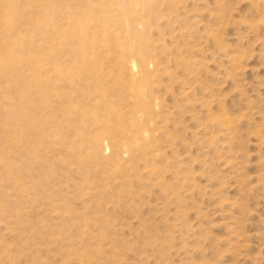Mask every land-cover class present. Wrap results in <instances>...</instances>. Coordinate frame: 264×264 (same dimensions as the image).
Masks as SVG:
<instances>
[{
  "label": "rangeland",
  "instance_id": "obj_1",
  "mask_svg": "<svg viewBox=\"0 0 264 264\" xmlns=\"http://www.w3.org/2000/svg\"><path fill=\"white\" fill-rule=\"evenodd\" d=\"M120 1L0 0V264H264V0Z\"/></svg>",
  "mask_w": 264,
  "mask_h": 264
},
{
  "label": "bare ground",
  "instance_id": "obj_2",
  "mask_svg": "<svg viewBox=\"0 0 264 264\" xmlns=\"http://www.w3.org/2000/svg\"><path fill=\"white\" fill-rule=\"evenodd\" d=\"M129 0H121L120 2L122 3L123 6V10L130 16V22H131V26L133 28V24L132 21L134 20V16H133V12H131V9L129 8V6L127 5V3ZM133 1V3H135L136 5H141L143 2H145V0H130ZM130 4V3H129ZM135 9V8H134ZM135 15V14H134ZM134 31V30H133ZM138 65L140 67V69L142 70V72L146 71V64L144 62V58L142 55H138ZM133 66H135V63L132 61L131 63ZM129 66V65H128ZM121 68V67H120ZM132 71V70H130ZM129 72V71H128Z\"/></svg>",
  "mask_w": 264,
  "mask_h": 264
}]
</instances>
